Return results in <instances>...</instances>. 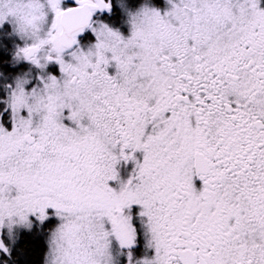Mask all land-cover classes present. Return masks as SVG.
<instances>
[{
    "label": "snow or ice",
    "instance_id": "1",
    "mask_svg": "<svg viewBox=\"0 0 264 264\" xmlns=\"http://www.w3.org/2000/svg\"><path fill=\"white\" fill-rule=\"evenodd\" d=\"M124 4L126 33L94 20L111 0H43V37L15 49L0 264L22 232L66 245L48 264H117L113 242L119 264H264V0Z\"/></svg>",
    "mask_w": 264,
    "mask_h": 264
},
{
    "label": "flooded vegetation",
    "instance_id": "2",
    "mask_svg": "<svg viewBox=\"0 0 264 264\" xmlns=\"http://www.w3.org/2000/svg\"><path fill=\"white\" fill-rule=\"evenodd\" d=\"M111 2L114 4V10L111 12L98 10L94 15V20L108 24L122 33H126L128 24L125 14V4L123 0H111ZM152 2L155 4L159 0H152ZM63 4L65 6H74L75 0H63ZM6 23L8 24V31L0 32V88L3 87L4 82L8 79L29 71L31 72V66L27 62L14 59L15 49L17 45H22L23 41L12 32V25L7 21ZM78 39L81 40L82 45H87L94 42L95 37L90 30H86ZM133 168L132 162H121L119 171L122 176H128L131 175ZM111 251L117 264H119L122 251L118 243L113 242Z\"/></svg>",
    "mask_w": 264,
    "mask_h": 264
},
{
    "label": "clouds",
    "instance_id": "3",
    "mask_svg": "<svg viewBox=\"0 0 264 264\" xmlns=\"http://www.w3.org/2000/svg\"><path fill=\"white\" fill-rule=\"evenodd\" d=\"M126 3V0H123ZM31 5L30 7H20L19 5ZM146 6V3H142L139 7ZM12 8V13H8V9L5 8V20L9 22L15 30L17 37L27 42L33 37H43L46 27L48 26L47 22V13L43 10V0H12L10 5ZM131 11V9H129ZM28 73L30 78L31 72ZM18 76H23L20 74ZM96 232H99V229H95ZM48 243V251L45 253V264H48L50 261V252L56 256H63L64 249L66 245L59 240L57 236L52 241H46ZM60 246L59 248L57 246ZM112 254V251H111ZM122 256V254H121ZM121 258V257H120ZM139 257L138 259H142ZM95 264H99V258H96ZM126 264H135V261L127 262Z\"/></svg>",
    "mask_w": 264,
    "mask_h": 264
},
{
    "label": "trees",
    "instance_id": "4",
    "mask_svg": "<svg viewBox=\"0 0 264 264\" xmlns=\"http://www.w3.org/2000/svg\"><path fill=\"white\" fill-rule=\"evenodd\" d=\"M11 251L10 264H45L48 246L44 236H33L22 232L18 234ZM5 260L8 258L5 257Z\"/></svg>",
    "mask_w": 264,
    "mask_h": 264
},
{
    "label": "rangeland",
    "instance_id": "5",
    "mask_svg": "<svg viewBox=\"0 0 264 264\" xmlns=\"http://www.w3.org/2000/svg\"><path fill=\"white\" fill-rule=\"evenodd\" d=\"M17 236L18 235H15V236H9L8 237V244H9V247H10V249H12V247L15 245V242H16V240H17Z\"/></svg>",
    "mask_w": 264,
    "mask_h": 264
}]
</instances>
